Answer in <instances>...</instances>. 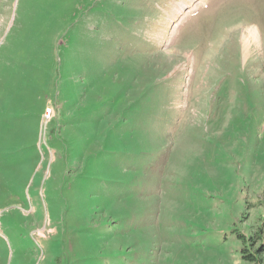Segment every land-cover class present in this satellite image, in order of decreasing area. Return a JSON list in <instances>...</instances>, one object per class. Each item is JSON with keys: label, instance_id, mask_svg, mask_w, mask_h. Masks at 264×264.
Listing matches in <instances>:
<instances>
[{"label": "rangeland", "instance_id": "374dc122", "mask_svg": "<svg viewBox=\"0 0 264 264\" xmlns=\"http://www.w3.org/2000/svg\"><path fill=\"white\" fill-rule=\"evenodd\" d=\"M262 249L264 0H0V264Z\"/></svg>", "mask_w": 264, "mask_h": 264}, {"label": "bare ground", "instance_id": "6f19581e", "mask_svg": "<svg viewBox=\"0 0 264 264\" xmlns=\"http://www.w3.org/2000/svg\"><path fill=\"white\" fill-rule=\"evenodd\" d=\"M245 37H247V40L254 38V33H253V31H252V30H249V31H248V35L245 36ZM47 116H48V112L46 113L45 117H47Z\"/></svg>", "mask_w": 264, "mask_h": 264}, {"label": "trees", "instance_id": "16d2710c", "mask_svg": "<svg viewBox=\"0 0 264 264\" xmlns=\"http://www.w3.org/2000/svg\"><path fill=\"white\" fill-rule=\"evenodd\" d=\"M259 236V235H258ZM263 250V253H264V249H262ZM262 253V252H261ZM264 255V254H263ZM249 262H251V263H253L254 261H256V259H253V257H250L249 258V260H248Z\"/></svg>", "mask_w": 264, "mask_h": 264}]
</instances>
